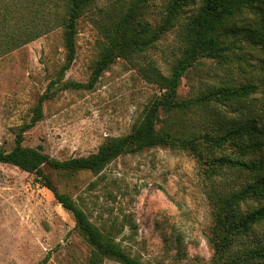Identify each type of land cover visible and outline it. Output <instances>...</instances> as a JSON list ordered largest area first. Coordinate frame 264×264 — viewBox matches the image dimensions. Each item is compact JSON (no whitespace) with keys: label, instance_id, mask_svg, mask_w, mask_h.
Wrapping results in <instances>:
<instances>
[{"label":"rangeland","instance_id":"rangeland-1","mask_svg":"<svg viewBox=\"0 0 264 264\" xmlns=\"http://www.w3.org/2000/svg\"><path fill=\"white\" fill-rule=\"evenodd\" d=\"M132 1L90 3L78 20L77 54L63 81L89 79L106 42L109 17ZM65 3L0 0L6 30L42 32L0 55V148L13 147L16 128L30 120L39 96L64 63ZM201 3L191 0L183 6L148 49L131 60L117 58L93 89H59L44 102L42 119L25 132L24 145L42 144L51 156L63 160L96 152L107 139L130 132L145 105L159 93L147 74L169 73L182 49L186 25ZM169 5L170 0H147L143 17L158 27ZM229 24L238 33L227 57H201L183 77L179 97H193L215 85L252 84L249 103L242 109L211 102L181 114L176 119L180 124L204 130L219 128L226 114L264 118V44L259 38L264 37V5L243 8ZM253 34L257 36L251 40L248 35ZM43 169L101 231L143 264H213L210 196L215 187H236L247 176L227 171L210 177L192 153L171 146L120 155L99 172L48 165ZM247 241H264V221L255 225ZM90 252L91 246L75 228L73 213L52 190L34 173L0 162V264H38L46 257L45 264H87ZM103 264L122 263L107 258Z\"/></svg>","mask_w":264,"mask_h":264},{"label":"trees","instance_id":"trees-1","mask_svg":"<svg viewBox=\"0 0 264 264\" xmlns=\"http://www.w3.org/2000/svg\"><path fill=\"white\" fill-rule=\"evenodd\" d=\"M93 0H66L61 20L66 48L65 60L56 79H52L37 103L28 122L16 128L10 150L0 148V162L16 165L34 173L37 180L52 190L64 208L75 218V228L91 246L87 264H103L111 258L122 264H143L126 251L110 234L104 233L67 193L59 191L43 166L59 170L90 169L101 171L120 155L135 154L155 146H171L192 153L210 176L227 171L245 172V180L236 187L218 189L210 196L212 226L209 242L213 248V264H264V241L250 243L247 237L255 225L264 221V118L224 115L219 128L200 130L176 121L181 114L211 102L244 109L254 85H215L193 96L179 97V87L186 73L201 57H227L238 28L229 24L243 8L264 5V0H202L197 13L188 21L182 49L167 75L148 73L158 85L159 93L145 105L141 117L130 132L104 141L96 152L63 160L51 156L42 144L24 145L25 132L44 115V102L56 96L59 89H93L105 70L117 59L131 58L149 47L172 25L179 10L191 0H170L164 22L153 27L144 17L147 0H134L126 9L109 17L105 45L100 50L87 81L64 80L77 54L78 20ZM6 14L0 18V55L41 36L40 31L17 32L7 27ZM44 33V32H43ZM263 34V33H262ZM251 40L257 34L248 35ZM230 37V38H229ZM264 44V37L259 36ZM61 82V83H60ZM161 123V125H159ZM47 258V257H46ZM44 258L38 264H45Z\"/></svg>","mask_w":264,"mask_h":264}]
</instances>
